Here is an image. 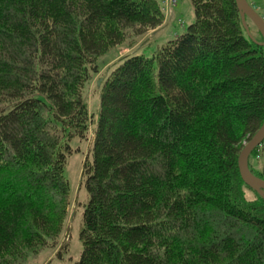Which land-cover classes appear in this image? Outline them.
<instances>
[{
  "label": "trees",
  "instance_id": "1",
  "mask_svg": "<svg viewBox=\"0 0 264 264\" xmlns=\"http://www.w3.org/2000/svg\"><path fill=\"white\" fill-rule=\"evenodd\" d=\"M189 1L195 22L122 59L92 113L91 82L124 31L164 25L160 1L0 0V264L58 246L80 152L75 264H264V199L238 167L264 124V47L236 0Z\"/></svg>",
  "mask_w": 264,
  "mask_h": 264
},
{
  "label": "rangeland",
  "instance_id": "2",
  "mask_svg": "<svg viewBox=\"0 0 264 264\" xmlns=\"http://www.w3.org/2000/svg\"><path fill=\"white\" fill-rule=\"evenodd\" d=\"M161 3V10L165 16L164 25L156 30H150L136 34V29H128L123 32L124 43L121 47L115 48V52L112 55L111 61L104 63L100 69V72L93 79L85 98L88 103L90 111H98L100 106V93H101V80H105L112 70L118 65V63L127 57L135 55L137 53L146 52L153 46L165 43L168 39L183 33L187 28L195 22V13L192 9L189 0H159ZM252 6L255 12L262 18H264V0H247ZM175 9V10H173ZM176 22L171 23V19L174 18ZM249 28L252 34L258 40L260 36L258 31L248 20ZM171 27V28H170ZM169 37V38H168ZM103 85V83H102ZM95 128V126H94ZM92 141L89 143L91 147ZM246 143H244V146ZM87 154L76 153L72 155L66 166L65 175L70 184V190L72 196L71 204L69 206V216L67 219V228L61 241H58V246L53 249L54 243L48 242V246L43 250L40 257L37 256L26 264H75L81 258L83 252V246L80 241L79 235L81 231L82 216L84 211V205L87 204V192L83 184V165ZM250 160L251 165L255 169L264 168V143L259 147L257 154ZM247 197L249 200H254V195L247 191ZM56 241V240H55ZM65 248L61 258H58V250Z\"/></svg>",
  "mask_w": 264,
  "mask_h": 264
},
{
  "label": "water",
  "instance_id": "3",
  "mask_svg": "<svg viewBox=\"0 0 264 264\" xmlns=\"http://www.w3.org/2000/svg\"><path fill=\"white\" fill-rule=\"evenodd\" d=\"M238 10L240 12L241 21L245 29L246 34L257 45L264 47V18L260 17L255 10L249 5L247 0H236ZM248 20L254 25L262 42L258 41L251 32L248 25ZM264 143V124L259 131L254 135L249 143L244 146L242 150L238 167L240 175L244 183L250 187L253 191L259 194L264 199V180L256 177L249 167V159L251 154L261 147Z\"/></svg>",
  "mask_w": 264,
  "mask_h": 264
},
{
  "label": "crops",
  "instance_id": "4",
  "mask_svg": "<svg viewBox=\"0 0 264 264\" xmlns=\"http://www.w3.org/2000/svg\"><path fill=\"white\" fill-rule=\"evenodd\" d=\"M173 20H174V18H172V19L170 20V21H171V23H173V22H176V20H174V21H173ZM172 21H173V22H172ZM170 28H171V27H170Z\"/></svg>",
  "mask_w": 264,
  "mask_h": 264
},
{
  "label": "bare ground",
  "instance_id": "5",
  "mask_svg": "<svg viewBox=\"0 0 264 264\" xmlns=\"http://www.w3.org/2000/svg\"><path fill=\"white\" fill-rule=\"evenodd\" d=\"M250 5V4H249ZM251 6V5H250ZM252 7V6H251Z\"/></svg>",
  "mask_w": 264,
  "mask_h": 264
}]
</instances>
